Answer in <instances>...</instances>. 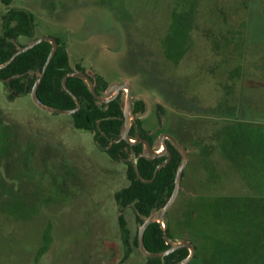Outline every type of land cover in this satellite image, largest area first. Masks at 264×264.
<instances>
[{"label": "rangeland", "instance_id": "374dc122", "mask_svg": "<svg viewBox=\"0 0 264 264\" xmlns=\"http://www.w3.org/2000/svg\"><path fill=\"white\" fill-rule=\"evenodd\" d=\"M55 1L62 4L69 0ZM80 1L76 0V4L67 7L61 18L56 20L50 15L33 14L37 22H44V28H37V32L60 39L72 69L77 64L91 72V75H101L108 84L117 81L129 83L133 103L142 98L147 102L141 119L145 127L154 130L152 137L163 131L174 137L180 145H186L193 157L202 152L203 169L197 161L193 163L192 157L186 170L194 181L202 172H206L210 178L217 173L209 154L215 149V134L218 131L222 137L232 132L227 145L220 147L225 155L219 154L222 161L219 156L216 158L221 164L231 161L225 158H235L236 166L242 165L246 172L251 171V177L264 176L263 172H257L264 169L255 167L258 159L255 160L249 154L252 149L253 153H257L255 149H264V140L258 139L253 144L250 134L254 127L262 128L264 134V73L253 75L252 78L246 75L245 86L248 89H243L245 98L252 100V104L260 110L248 101H240L238 96L235 107H206L214 100L219 101L222 90H228L230 85L225 83L221 89L215 84L213 87L207 86V82L196 92L194 86L190 89L193 83L189 82V91L184 94V85L181 86L176 79L163 76L154 60V50L143 43L137 44L126 21L112 10L127 13L138 33H153L156 24L149 18L151 14L161 12L159 9L163 0H104L106 4L102 0ZM23 3L15 2L12 6L27 8L41 5L44 0ZM6 10L0 2V34L1 18ZM249 10L246 28L249 45H252L248 49L252 50L246 53V64L260 70V67L264 68V0H250ZM27 42V37L18 40L19 45ZM208 70L213 72L212 67ZM188 76L189 73L186 74ZM231 91H234L233 88ZM235 94L234 91L232 95ZM7 95L6 81L0 79V120L3 125L12 124L17 130H23L28 140L37 144L31 152L39 162L35 167L38 170L31 167L29 162L26 164L25 173L29 177L26 187H17L12 171L5 177L4 165H0V178L6 184L1 183L6 197L0 198V212L10 213L9 217L0 213V264H114L121 257L123 249L117 226L119 210L114 194L127 184L125 164L113 162L95 150L90 134L75 130L70 115L50 114L38 109L31 101L29 91L22 98L14 100H9ZM123 101L124 95L121 96V105ZM223 122H235L234 125L240 129L243 127L241 123L249 125L245 126L246 130L241 129L235 134L233 125L224 128ZM224 173L226 181L222 179L223 183L220 180L219 186L212 187L215 194L223 193L224 190L229 192L226 195L232 194L230 191L237 190L236 185L242 184L236 171L227 168ZM41 175L43 179L38 182L37 178ZM184 182L188 194H179L180 200L175 203L178 214L185 209V195L189 196V192H193L191 204L193 197L199 194L197 191L200 192L196 189L198 181L192 188L188 176ZM53 184H60L54 188L56 194L50 189ZM221 186L223 189H220ZM261 186L264 185L255 184L259 193H264V187ZM184 189L181 187L180 191ZM238 189L237 195L258 196L252 188L243 186ZM255 202L250 205L251 213L245 215L247 217H238V212H232L231 204L214 207L204 219V227H207L208 232L206 235L233 240L231 242L235 241L238 245L235 243L236 247H232L217 242L210 256L203 257L199 253L192 264H264V200L257 199ZM131 211L124 210L123 214L133 235L138 226ZM46 223L50 224L48 249L40 257L32 259V248ZM211 226H217L218 230L214 231ZM172 231L176 234L173 228ZM181 231L183 236H187L188 233ZM242 236L248 237L249 241L241 242ZM132 261L144 264L135 252Z\"/></svg>", "mask_w": 264, "mask_h": 264}, {"label": "trees", "instance_id": "16d2710c", "mask_svg": "<svg viewBox=\"0 0 264 264\" xmlns=\"http://www.w3.org/2000/svg\"><path fill=\"white\" fill-rule=\"evenodd\" d=\"M4 2H10L14 0H3ZM79 1V0H78ZM87 1V0H81ZM80 1V2H81ZM90 2H96V0H89ZM101 1V0H100ZM157 2V0H155ZM106 4L104 0L101 1ZM160 6V13L151 14L150 21L156 24L153 27V33L151 31L146 34L138 33L133 27L131 18L126 13H120L115 9H111L123 18L128 26L133 40L137 44L149 46L154 50V60L161 68L163 76L173 80H177L184 88V94L194 86L196 92L199 91L207 83V86L218 85L223 89V85L228 83L230 88L228 90L223 89L220 96V100H214L212 104H206V107H235L238 103L237 96L240 101H248L243 93V89H248L246 82V75L252 78L253 75L260 76L264 71L260 67V70H255L252 65L246 64V53L252 49H248L249 40L247 35L246 21L249 17V5L250 0H163ZM159 4V5H160ZM248 11V12H247ZM119 12V13H118ZM5 26V36L0 38V63L5 62L15 51V46L10 43L6 38H16L19 35H24L27 38H33L36 34L35 24L31 13H27L22 9H12L7 13ZM13 24V25H11ZM155 28V29H154ZM206 35L208 37H206ZM51 45L47 42H42L32 49L17 56L12 63L6 68L0 70V79H7L12 77L7 82V86L12 88L17 93L25 94V91H30L35 79H29L26 82H22L27 76L29 71L40 72L50 52ZM260 66V65H259ZM212 67L213 72H209L208 68ZM71 69L68 60V54L63 47H58L52 60L50 61L43 79L37 88V96L39 100L49 106L72 109L75 107L74 101L66 94L61 88V78L63 75ZM189 76L186 77V74ZM13 76H19L14 78ZM207 78L204 81V77ZM185 79V80H184ZM67 87L70 91L80 99L82 103L81 109L70 115L74 125L78 128H95V121L101 113L95 105L94 99L90 94L85 83L78 78H68L66 81ZM182 88V87H181ZM235 95H232L234 91ZM98 87L96 88V90ZM231 91V92H229ZM242 91V92H241ZM195 96L196 94H192ZM197 96V95H196ZM244 96V97H243ZM13 97V96H11ZM199 97H196L198 101ZM218 98V97H217ZM225 100H228L225 101ZM252 104V100L248 101ZM201 103V102H200ZM203 104V103H202ZM257 110L260 108L252 104ZM256 110V111H257ZM116 131L118 132L119 122L116 121ZM223 127L229 128L232 126L236 132H241V129L246 130L247 123H241L243 127H237L235 122L225 123ZM103 123L101 124V126ZM224 130V129H223ZM218 131V130H217ZM219 134V131H218ZM215 134L216 146L214 151L209 154L211 160L214 161V173L213 177L207 176V173L202 172L200 177H196V181L192 179L191 188L196 185L197 181L199 185H196L200 192L197 193L191 202L188 203V207L181 211L180 214L176 212V204L170 210L168 219L171 223H168L169 227H166L165 231L168 237L172 234L170 228L178 230L182 233L188 231L189 234L194 235L198 244L199 251L202 256L205 257V250L208 249V245L215 246L217 242L215 240H221L224 244L232 245L233 240L220 239L212 237L210 234L207 236V227H204V219L209 215L214 207L220 204L224 206L232 205V212H238V217H247L250 215L251 206L255 204L257 199L264 200V193L255 188V184L264 185V176L251 177L250 172H246V169L236 166L235 158H225V160H231L221 164L222 158L219 156H225L220 149L221 145H227L228 137ZM252 142L261 139L264 140V134L262 128H255L253 133ZM224 135V133H223ZM37 144L32 140H28L27 135L23 130H17L12 124L3 125L0 120V165L3 164V170L5 177H8L10 171L13 172V176L16 180L17 187H26L28 178L25 173L26 164L29 162L31 167L36 169V165L39 162L38 159H34L33 152ZM249 153L255 160L258 159V164L255 165L264 169V149H255L257 153ZM112 157H116V152L112 151ZM174 157L172 161L165 167L161 168L154 179L150 183L142 182L135 173V167L138 174L143 180H151L153 177L154 166L151 165L148 169L141 165L143 159L136 164V166L130 163L127 164L126 179L127 184L117 190L114 194V200L122 206L132 204L133 208L137 211L135 214V220L141 222V218L147 217L153 209H159L169 197L170 192L174 186V178L177 167L179 166V155L176 151H173ZM219 156L218 161L216 158ZM37 160V161H36ZM200 165L201 169L204 166L202 157L197 154L193 157V163ZM216 161L219 162L216 164ZM192 162V161H191ZM42 163H40L41 165ZM11 167L13 170H11ZM188 167V166H187ZM232 169L240 176L242 184H237V190L230 191L232 194L226 195L227 190H222L223 193H213L212 187L219 186L225 182L226 169ZM1 169V168H0ZM38 170V169H36ZM187 170V168H186ZM188 172V171H187ZM246 172V173H245ZM263 172L264 171H257ZM249 173V176L247 174ZM29 176V175H28ZM33 177V176H31ZM7 179V178H6ZM42 175L38 176L37 181H42ZM223 179V181H222ZM256 180V181H255ZM7 182V180H5ZM15 182V181H14ZM61 182V181H60ZM5 184L0 178V198L6 197L2 190H4L2 184ZM194 183V184H193ZM6 185V184H5ZM60 186V184H53L50 189L56 194L54 188ZM245 186L247 189L252 188L255 190V195L258 196H241L237 195L238 188ZM261 186L260 188H263ZM205 188L206 190H202ZM220 189H223L222 186ZM251 190V189H250ZM264 190V188H263ZM264 192V191H263ZM196 193V192H195ZM235 194V195H234ZM260 195V196H259ZM260 204V203H258ZM264 212V211H263ZM3 213L4 216L9 217L10 213ZM180 215V216H179ZM118 233L121 239L122 248L127 251L137 249V232L131 235L128 229L127 223L122 215L117 218ZM173 224V225H172ZM166 226V225H165ZM214 231L218 230L217 226H211ZM213 232L212 230H209ZM43 232V234H42ZM162 229L160 225L155 223L147 227L144 236V247L149 252H160L168 248L165 244ZM42 235V238H41ZM242 241H249L248 237L242 236ZM240 242V243H241ZM50 243V224L46 223L44 231H40V238L38 237L36 243L32 248V259L40 257L46 252ZM234 243H236L234 241ZM214 251L213 248L208 249V253ZM187 251L185 249H179L173 252L171 255L166 256L164 260L166 263H172L179 261L186 257ZM127 255V254H126ZM126 258V257H124ZM145 264H161L159 258H144ZM5 264V262H4Z\"/></svg>", "mask_w": 264, "mask_h": 264}, {"label": "flooded vegetation", "instance_id": "af4514ba", "mask_svg": "<svg viewBox=\"0 0 264 264\" xmlns=\"http://www.w3.org/2000/svg\"><path fill=\"white\" fill-rule=\"evenodd\" d=\"M26 1H31V0H26ZM0 2L3 4V6H5L7 8L5 14L1 18L2 31H1V34H0V38L6 37L5 36V33H6L5 32V30H6L5 26L7 25L8 21H6L5 18H6L7 13H9L12 9H22V10L26 11L27 13H31L33 21H34V24H35V32H36L35 34L36 35L33 38H29V42H31L32 40L38 38L39 36H43L44 35L41 32H37L36 31L37 28H39L40 30L42 28H44V22L43 21L37 22L36 18H34V15H33L34 13H42L43 16L50 15L52 18H54V20H56V19L61 18V14L66 12L67 7L72 6V5L77 3L76 0H69L68 3H62V4H59L55 0H44V3L41 4V5H37V6L33 5L32 7H27L26 8V7H14V6H12V4L15 3V2L23 3L24 1L22 2L21 0H14V1H10V2H4L3 0H0ZM11 25H13V24H11ZM46 36H51V35H46ZM20 37H24L25 38L24 35H19L16 38H6V40H9L10 43H12L15 46L16 50H17L18 47L25 46L26 44L29 43V42H27L26 44H23V45L20 44L19 45L18 40L20 39ZM51 37H53L56 40L57 49H58V47H63L65 49V51H66V48L61 44V41H60V39L58 37H55V36H51ZM66 53H67V51H66ZM68 60H69V58H68ZM69 65H70V63H69ZM75 69L77 71L82 72V73L90 74L91 79L95 83V86H94L95 92L99 96L104 98V99H108L111 96L112 93H108V90H109V88L111 86H113L115 84L127 83L126 81H117V82H112V84H108L101 75H98L96 73L91 75L92 74L91 72L86 71L80 65L76 64L75 65ZM72 70H74V69L71 68L67 72H70ZM40 72L34 71V70L29 71L27 76L25 77V79L22 82H26L29 79H35V81H36V79L38 78V75H39ZM13 77L16 78V77H19V76H13ZM70 78H74V77H70ZM11 79H12V77L5 79L6 84ZM2 80H4V79H2ZM127 84L129 85V91L130 92H128L127 87L119 89L118 94L113 99L109 100V102H107V103L98 102L93 97V95L90 93L92 95L93 99H94L96 107L98 109H100L101 113H105V114L104 115H99L98 119H96L95 128H89V129H87V128H78V127H76L74 125V123L72 121L71 124H72L73 128L75 130H82V131H85L88 134H90L91 142H92L91 144L95 148V150L99 151L103 155H106V157L108 159H110L111 161H113V162H120V163L125 164V177H126V173H127V164L130 163L134 167V165L137 164L140 161V159H143V163L141 162V165L146 167V169H148L151 165H153L154 166V171H155V169L158 166H160V168H159V170H160L161 168L167 166L172 161V159L174 157L173 151H176L178 153V155H179V160H180L179 163H180L181 162V156H180L179 152L172 145L170 140L167 137L164 136V135H169V134L166 133V132L161 131L155 137H152V133H154V130L152 129V127L148 128V127L144 126V124L142 123L141 116H143L145 114V108L147 106V102H146L145 99L142 98L141 100H137V101H135L133 103V100H132L133 99L132 89H131L130 84L129 83H127ZM97 87H98V89L96 90ZM7 89H8L7 98L9 100H14L16 98H22L25 95V94H22V93L15 92L14 90H12V88H9L8 86H7ZM27 92L28 91L26 90L25 93H27ZM122 95H124V101L128 97L131 100L132 114L130 116V128H129V131H128L129 142H127L124 139H122L121 138V134H120L121 127H122V125L124 124V121H125V117H124V114H123V111H122V105H121V96ZM11 96H13V97H11ZM79 101H80V99H79ZM124 101H123V103H124ZM80 104H81V107H82L81 101H80ZM81 107H80V109H81ZM157 110H158V106H157ZM158 120H159V118H158ZM116 121L119 122L118 132L116 131V123H115ZM102 123H103V125L101 126ZM169 136H171V135H169ZM137 139H142V140L147 141V143L149 144L150 148L154 152H156L158 154V156L151 157L149 159L145 158L144 157L145 146H144V144L142 142H138ZM180 146H182V145H180ZM182 147L187 151V155H188V161H187V164H186V166H185V168L183 170V173H182V176H181V181H180V188L182 187L184 189L185 187L183 186V182L186 181L187 176L189 178V181H191V177H190V175H188V172L186 171V168L190 164V162L192 160V157H193V154L192 153L190 154L188 152V150L186 148V145H184ZM112 151L116 152V157L115 158L112 157V154H111ZM199 154L202 157V152L201 151H200ZM202 160H204L203 157H202ZM154 171H153V174H154ZM135 173H136V171H135ZM173 188H174V186H173ZM173 188H172V190L170 192L169 197L172 194ZM181 193L188 194V192H186L185 189L182 190V191L179 190L178 195L176 197V200L174 201V203L171 206V208L175 205V203L178 200H180L179 196L181 195ZM185 196H187V197L185 198L186 205L184 204V208H186V206L190 202V197L193 196V192L191 191V192H189V196L188 195H185ZM169 197L166 198L165 203L167 202ZM115 203L117 204V207H118V210H119L118 216L122 215L123 218L125 219V221H126V218H125V215L123 214L124 210H132L131 212L133 213L134 216H135V214L138 215L137 211L133 208L132 204L122 206V205H119L116 201H115ZM164 204L162 206H164ZM171 208L166 213V215L164 217V220H163V223L166 225L165 229H166V227H169L168 223L170 222V220L168 219V214L170 213ZM159 209H156V210H159ZM139 217L141 219V222H137L136 221L137 226H138L136 232H138V228L143 222V219L141 218L140 215H139ZM126 223H127V221H126ZM153 224H155V223H153ZM117 226H118V223H117ZM170 231L172 233L170 235V237H168L167 234H166V236L171 242L177 243L180 240H188L193 245L195 252H194V255H193L192 259L190 260V262L187 263V264H192L197 259L198 251L200 250L199 249V244H198L196 238L194 237V235L189 234L188 231H186V233H188L187 236H183L178 230H175L176 234L175 233L173 234V231L171 230V228H170ZM162 236H163V234H162ZM214 237H216V239L219 238L216 235ZM215 241L216 242H220V244L223 243L221 240H215ZM164 242H165V240H164ZM165 244L168 246L167 249H169L171 247L170 244H167L166 242H165ZM225 245H228V244H225ZM232 245H233L232 247H234V246L236 247V245H238V244L236 243V245H235V243L233 242ZM215 246H216V244H215ZM215 246L211 247V245H208L207 247H208V249L209 248L210 249L211 248L214 249ZM179 249H185L187 251L186 257L188 256L189 250L187 248H178L176 250H179ZM208 249L205 250V257L208 256V255L210 256L211 252H213V250H212L210 253H208ZM176 250H174L173 252H175ZM134 252L137 253L143 259V263L145 264L144 258H148V257H145L140 252V250L138 249V245H137V249H134L132 251H128V253H127L126 250L122 249L121 250V253H122L121 257L118 258V260L114 264H135V262H133V261L131 262V257L134 254ZM160 252H162V251H160ZM173 252L169 253L166 256L171 255ZM166 256H164L163 258H159V259H161V264H175L176 262H178V261H175V262H172V263H166V261L164 260V258ZM124 257H126V258H124ZM186 257H184V258H186Z\"/></svg>", "mask_w": 264, "mask_h": 264}, {"label": "water", "instance_id": "95a60500", "mask_svg": "<svg viewBox=\"0 0 264 264\" xmlns=\"http://www.w3.org/2000/svg\"><path fill=\"white\" fill-rule=\"evenodd\" d=\"M21 1H26V0H21ZM42 42L50 43L51 49H50V52L48 54V57H47L44 65L42 67V70L38 75V78L36 79L35 83L33 84L32 88L30 90L31 101L33 102V104L38 109H40L44 112L50 113V114H62V115H71V114L78 112V110L81 107L80 101L70 91V89L67 87V84H66L67 79L70 77H74V78H78V79L82 80L85 83V85L87 86L89 92L100 103L109 102V100L113 99L118 94L119 89H122L124 87H127L128 92H130L129 91V85L127 83L115 84V85L111 86L108 90V93H112L111 96L108 99H104L95 92V89H94L95 83L91 79L90 74L82 73L80 71H77L74 68V70L67 72L61 78L60 83H61L62 90L72 98V100L74 101L76 106L73 109H62V108L52 107V106H49V105L42 103L37 96V88H38L39 84L41 83V80L44 77L45 71H46L50 61L52 60V58H53V56L57 50V42L53 37L46 36V35L39 36L38 38H36V39L32 40L31 42H29L28 44H26L25 46L18 47L17 50L5 62L0 63V70H2L4 68H6L10 63H12L13 60L18 55L32 49L33 47H35L36 45H38L39 43H42ZM68 58H69V56H68ZM122 111H123V114L125 117V121L121 127L120 134H121L122 139L129 142L128 131L130 128V116L132 114L131 100L129 97L126 98V100L124 101V103L122 105ZM164 136L170 140L172 145L179 152V154L181 156V162H180L179 166L177 167L175 178H174V188H173L172 194L169 197V199L167 200V202L159 210L153 209L147 217H143V222L139 226L138 232H137V245H138V249L140 250V252L145 257H148V258H163L164 256L168 255L169 253L173 252L174 250H176L178 248H187L189 250L188 256L175 263V264H187L190 262V260L192 259L193 255H194V252H195L193 245L188 240H180L177 243L171 242L166 236L165 224L163 223V220H164L166 213L169 211V209L173 205L174 201L176 200V197H177L178 192L180 190L181 176H182L183 170L187 164L188 155H187V151L182 146H180L172 136H169V135H164ZM137 140H138V142H142L145 146V152H144L145 158L149 159L151 157L158 156V154L150 148L147 141L142 140V139H137ZM135 166H136V164H135ZM159 168H160V166H158L155 169L153 177L151 180L141 179L139 174H138V171L136 170V167H135V171H136L137 177L142 182L150 183L154 179V177L156 176ZM153 223H158L160 225V228L162 229V232H163V238H164L165 242L167 244L171 245V247L169 249L162 251V252H149L145 249L144 243H143V236H144V233H145V230L147 229V227Z\"/></svg>", "mask_w": 264, "mask_h": 264}]
</instances>
